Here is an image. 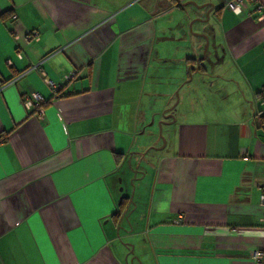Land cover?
Masks as SVG:
<instances>
[{
    "label": "crops",
    "instance_id": "0c3cea01",
    "mask_svg": "<svg viewBox=\"0 0 264 264\" xmlns=\"http://www.w3.org/2000/svg\"><path fill=\"white\" fill-rule=\"evenodd\" d=\"M187 1L0 0V264H254L264 0ZM191 91L216 107L173 120Z\"/></svg>",
    "mask_w": 264,
    "mask_h": 264
},
{
    "label": "rangeland",
    "instance_id": "374dc122",
    "mask_svg": "<svg viewBox=\"0 0 264 264\" xmlns=\"http://www.w3.org/2000/svg\"><path fill=\"white\" fill-rule=\"evenodd\" d=\"M206 16V12L203 15V18ZM212 21V17H210L209 19H207L204 23H210ZM189 23H191V21L188 22V25H190ZM200 23V22H198ZM202 23V22H201ZM192 28L188 29L189 33H195L196 30V25L197 22H193L192 24ZM206 60H201V59H195L194 62H197L199 64L198 66V70H206L210 73L211 71H213L212 67H208L207 64L205 63ZM191 66V70H190V75L194 74V76L190 79V86L194 87V86H198L200 83V79L197 78L198 76V72L194 69H197L196 65H190ZM182 95V94H181ZM180 95V96H181ZM178 97V95H177ZM175 98L174 102L172 103V105H174V109L172 110V119L178 121L179 119H181L182 117L186 116L188 114V111L196 106V108H203L204 106L210 105L212 107H216V105H212L211 103H215V100H213L212 97H206V94H204L203 92L197 91V92H187L185 95V100L183 99V97H181V101H180V105H177V100L178 98ZM184 100V101H183ZM183 101V102H182ZM171 105V106H172ZM163 111L160 112V114H162ZM167 112V111H166ZM164 116V115H163ZM166 119H157V121L155 122V125L152 126L151 130H152V137H153V145L158 144V146H160V143L162 141H164V137L165 135L168 133L169 128L172 129V125L171 124H167ZM169 127V128H168ZM153 154H158L159 151L155 150L152 151ZM146 180V179H145ZM135 183V190H136V194H138L139 192V184L140 182L138 180L134 181Z\"/></svg>",
    "mask_w": 264,
    "mask_h": 264
},
{
    "label": "built area",
    "instance_id": "2783aa9c",
    "mask_svg": "<svg viewBox=\"0 0 264 264\" xmlns=\"http://www.w3.org/2000/svg\"><path fill=\"white\" fill-rule=\"evenodd\" d=\"M245 2L246 0H231L227 6L232 12L238 14L242 11V7L244 6ZM261 7L262 6H259V8ZM261 11L264 14V7H262ZM31 36L34 40H38L39 38L38 31H33V33H31ZM16 56L19 59L21 58V54L19 52L16 53ZM74 76H75V71H70L64 75V81L70 80ZM45 82L52 87L55 96L58 95V92L62 88V83H55L47 79H45ZM42 102H43L42 97L37 93L26 95L23 99L24 106L27 109L34 110L35 114L39 117L43 116ZM259 202L262 206H264V185L261 187L259 192ZM180 219H181L180 216H178L175 219H173L172 222L178 224L180 223ZM260 221L263 223V228H264V213L260 216ZM250 257L254 261V264H264V243L259 250L252 252Z\"/></svg>",
    "mask_w": 264,
    "mask_h": 264
},
{
    "label": "water",
    "instance_id": "95a60500",
    "mask_svg": "<svg viewBox=\"0 0 264 264\" xmlns=\"http://www.w3.org/2000/svg\"><path fill=\"white\" fill-rule=\"evenodd\" d=\"M175 2V4L176 5H180V4H182L181 3V0H174ZM187 2H190V3H193L195 6H202V5H197L195 2H193V1H191V0H189V1H187ZM208 19V11L206 12V16L204 17V19H200V20H204V21H206ZM205 36V39H206V41H205V45H204V51H203V56H202V58H204L205 57V54H206V49H207V36L206 35H204Z\"/></svg>",
    "mask_w": 264,
    "mask_h": 264
},
{
    "label": "trees",
    "instance_id": "16d2710c",
    "mask_svg": "<svg viewBox=\"0 0 264 264\" xmlns=\"http://www.w3.org/2000/svg\"><path fill=\"white\" fill-rule=\"evenodd\" d=\"M168 1L173 3L175 2L174 0H168ZM259 122L261 123L264 122V117L259 118ZM121 203H124V201L122 200Z\"/></svg>",
    "mask_w": 264,
    "mask_h": 264
}]
</instances>
